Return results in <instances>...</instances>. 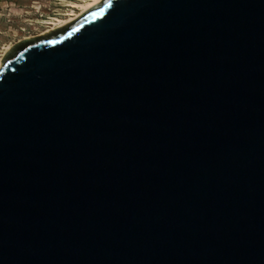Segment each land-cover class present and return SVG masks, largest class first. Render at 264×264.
<instances>
[{
    "label": "water",
    "instance_id": "water-1",
    "mask_svg": "<svg viewBox=\"0 0 264 264\" xmlns=\"http://www.w3.org/2000/svg\"><path fill=\"white\" fill-rule=\"evenodd\" d=\"M0 68V264H264V0H102Z\"/></svg>",
    "mask_w": 264,
    "mask_h": 264
},
{
    "label": "rangeland",
    "instance_id": "rangeland-1",
    "mask_svg": "<svg viewBox=\"0 0 264 264\" xmlns=\"http://www.w3.org/2000/svg\"><path fill=\"white\" fill-rule=\"evenodd\" d=\"M78 1L0 0V57L7 47L53 31L51 23L67 19L70 5Z\"/></svg>",
    "mask_w": 264,
    "mask_h": 264
},
{
    "label": "bare ground",
    "instance_id": "bare-ground-1",
    "mask_svg": "<svg viewBox=\"0 0 264 264\" xmlns=\"http://www.w3.org/2000/svg\"><path fill=\"white\" fill-rule=\"evenodd\" d=\"M102 0H79L78 2L72 3L70 5V8L72 10L66 15L68 18L67 19H57L54 22L51 23L52 29L51 30H56L59 29L74 20L78 19L79 17L82 16L85 12L90 10L91 8L95 7L98 5ZM76 10V11H75ZM12 47H7L4 55L0 57V68L2 66V59L6 55V53L11 49Z\"/></svg>",
    "mask_w": 264,
    "mask_h": 264
}]
</instances>
